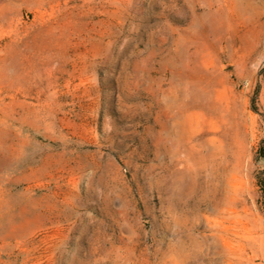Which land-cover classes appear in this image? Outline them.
Here are the masks:
<instances>
[{"label":"rangeland","instance_id":"rangeland-1","mask_svg":"<svg viewBox=\"0 0 264 264\" xmlns=\"http://www.w3.org/2000/svg\"><path fill=\"white\" fill-rule=\"evenodd\" d=\"M0 32V264H264V0H0Z\"/></svg>","mask_w":264,"mask_h":264},{"label":"bare ground","instance_id":"bare-ground-1","mask_svg":"<svg viewBox=\"0 0 264 264\" xmlns=\"http://www.w3.org/2000/svg\"><path fill=\"white\" fill-rule=\"evenodd\" d=\"M3 16H4V15H3ZM4 24H5V23H4ZM6 25H7V24H6ZM16 27H17V26H16ZM17 28H19V27H17ZM2 29H3V28H2ZM6 29H7V28H6ZM11 29H12V28H11ZM15 30H16V29H15ZM5 31H6V30H5ZM16 31H18V29H17ZM1 32H3V31H1ZM1 32H0V33H1ZM1 34H2V33H1ZM4 34H5V33H4ZM10 46H11V45H10ZM7 47H8V46H7ZM8 48H9V47H8ZM6 49H7V48H6ZM6 49H5V50H6ZM11 49H12V48H11ZM17 50H18V49H17ZM19 50H20V49H19ZM3 51H4V49H3ZM10 51H11V50H10ZM12 51H13V50H12ZM22 51H23V50H22ZM24 51H25V50H24ZM1 52H2V49H1ZM7 52H9V51H7ZM13 52H14V51H13ZM13 52H11V53H13ZM16 52H17V51H16ZM18 52H19V51H18ZM7 54H8V53H7ZM14 54H15V52H14ZM23 54H24V53H23ZM4 55H5V54H4ZM4 55H3V56H4ZM1 56H2V55H1ZM9 56H10V53H9ZM13 56H14V55H13ZM4 57H8V56H4ZM9 58H10V57H9ZM27 59H28V58H27ZM0 60H1V59H0ZM3 60H4V59H2V61H3ZM5 60L7 61V59H5ZM12 60H13V59H12ZM2 61H1V62H2ZM14 61H15V60H13V62H14ZM3 62H4V61H3ZM5 63H6V62H5ZM15 63H16V62H15ZM18 63H19V62H18ZM2 64H3V63H2ZM8 64H9V63H8ZM10 64H11V63H10ZM12 64L14 65V63H12ZM20 64H21V63H20ZM28 64H29V63H28ZM30 64H31V63H30ZM0 65H1V64H0ZM33 65H34V64H33ZM4 66H5V65H4ZM9 66L11 67V65H9ZM22 66H23V65H22ZM7 67H8V65H7ZM10 67H8V68H10ZM23 67H24V66H23ZM33 67H34V66H33ZM2 68H3V67H2ZM5 68H6V67H5ZM5 68H4V69H5ZM29 68H30V67H29ZM12 69H13V67H12ZM24 69H25V68H24ZM30 69H31V68H30ZM34 69H35V67H34ZM34 69H33V70H34ZM2 70H3V69H2ZM2 70H1V71H2ZM14 70H15V69H14ZM16 70H17V69H16ZM22 70H23V69H22ZM22 70H21V71H22ZM26 70H27V69H26ZM5 71H6V70H5ZM5 71H4V72H5ZM23 71H24V70H23ZM37 71H38V69H37ZM39 72H40V71H39ZM39 72H38V73H39ZM13 74H14V73H13ZM23 74H25V73L23 72ZM31 75H32V74H31ZM31 75H29V76H31ZM0 76H1V75H0ZM3 76H4V75H3ZM19 76H20V75H19ZM24 76H25V75H24ZM8 77H10V76H8ZM8 77H7V78H8ZM21 77H22V75H21ZM26 77H27V76H26ZM31 77H32V76H31ZM11 78H12V77H11ZM17 78H18V77H17ZM35 78H37V77H35ZM35 78H34V79H35ZM5 79H6V76H5ZM14 79H15V78H13V80H14ZM22 79H23V77H22ZM38 79H40V78H38ZM16 80H17V79H16ZM14 81H15V80H14ZM19 81H20V79H19ZM19 81H18V82H19ZM29 81H30V80H29ZM2 82H4V81L2 80ZM20 82H22V80H21ZM25 82H26V81H25ZM27 83H28V82H27ZM10 84L12 85V81H11ZM14 84H15V83H14ZM14 84H13V86H14ZM19 84H21V83H19ZM24 84H25V83H24ZM6 85H7V84H6ZM22 85H23V84H22ZM22 85H21V86H22ZM4 86H5V84H4ZM9 86H10V85H9ZM16 86H17V84H16ZM18 86H19V85H18ZM6 87H7V86H6ZM19 88H20V86H19ZM23 88H24V86H23ZM13 89H15V88H13ZM22 90H24V89H22ZM6 91H7V88H6ZM11 91H12V90H11ZM13 91H14V90H13ZM7 141H8V140H7ZM4 143H5V142H4ZM9 144H10V143H9ZM11 144H12V143H11ZM9 146H10V145H9ZM3 147H4V146H3Z\"/></svg>","mask_w":264,"mask_h":264},{"label":"trees","instance_id":"trees-1","mask_svg":"<svg viewBox=\"0 0 264 264\" xmlns=\"http://www.w3.org/2000/svg\"><path fill=\"white\" fill-rule=\"evenodd\" d=\"M258 182H259V186L262 190L263 197H264V172L260 173V175L258 177Z\"/></svg>","mask_w":264,"mask_h":264}]
</instances>
